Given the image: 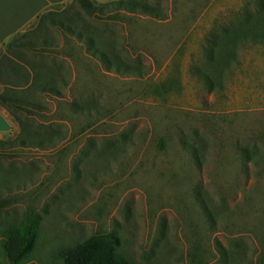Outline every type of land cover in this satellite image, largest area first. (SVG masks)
<instances>
[{
	"label": "rangeland",
	"instance_id": "rangeland-1",
	"mask_svg": "<svg viewBox=\"0 0 264 264\" xmlns=\"http://www.w3.org/2000/svg\"><path fill=\"white\" fill-rule=\"evenodd\" d=\"M145 1L166 18L82 12L97 39L112 40L137 68L131 74L106 72L50 24L37 34L46 44L26 51L62 64L69 83L62 97L42 94L41 111H18L59 129L55 147H0L8 214L38 218L35 247L20 264H62L60 250L95 235L119 237L132 264H264V91L199 90L195 69L184 67L201 61L194 22L237 19L248 0ZM262 50L248 46L243 62ZM6 111L16 131L2 142L15 143L20 128Z\"/></svg>",
	"mask_w": 264,
	"mask_h": 264
},
{
	"label": "trees",
	"instance_id": "trees-1",
	"mask_svg": "<svg viewBox=\"0 0 264 264\" xmlns=\"http://www.w3.org/2000/svg\"><path fill=\"white\" fill-rule=\"evenodd\" d=\"M82 12L87 17L126 13L159 20L166 18L159 6L151 5L145 0H117L103 5H95L90 0H71L70 5L60 12L50 10L42 14L35 26L20 39L7 44V52L0 56V85L3 86L0 106L10 110L20 128L15 143L0 142V147L19 145L48 149L55 147L54 140L61 139L59 129L34 125L29 119L18 114L22 109L29 113L41 111L43 106L38 101L40 96L51 94L62 97L61 90L69 83L67 69L62 64H57L44 55L26 56V51L33 45L46 44L47 40L40 42L37 34L47 24L59 28L71 39L84 43L90 54L102 63L106 72L131 74L137 69L122 60L112 40L97 39L98 29L83 20ZM237 19L245 22L242 28L248 30L251 40L264 39V0L246 1ZM226 42L224 39L209 40L204 48V57L208 62V70L211 71L202 74L208 88L217 85L215 81L221 77L219 68L228 62ZM74 108L76 111L83 110L80 105ZM200 204L205 214H211L202 200ZM37 233L38 218L31 215H28L24 222L9 226L4 250L10 264H20L27 259L35 247ZM120 246V239L115 235H95L58 253L62 257V264H132L120 252Z\"/></svg>",
	"mask_w": 264,
	"mask_h": 264
},
{
	"label": "crops",
	"instance_id": "crops-1",
	"mask_svg": "<svg viewBox=\"0 0 264 264\" xmlns=\"http://www.w3.org/2000/svg\"><path fill=\"white\" fill-rule=\"evenodd\" d=\"M71 0H0V53L4 54L7 44L23 33L26 28L36 23L38 18L47 11L55 9L59 6L66 5ZM192 25L190 34L194 33L197 37L203 38V44L200 49L201 61L196 62L193 67L191 63L186 62L184 67L188 71L191 67L197 76V73H209L208 62L204 57V48L209 40L224 39L227 42L229 52L228 62L224 66H220L219 71L222 87L213 86L208 88L201 78L194 77L191 81L199 90H210L212 92L225 90L229 84H239L235 89L238 91L256 90L264 91V50L258 51L256 54V62L251 65L243 62V50L250 45H256L264 49V39L253 41L248 37V30L243 29L245 22L241 19L230 20H213L198 19ZM0 54V56L2 55ZM195 66V67H194ZM250 67V68H249ZM198 73V74H199ZM190 81V78L188 79ZM1 91L3 86L0 85ZM232 89V88H231ZM16 131V125L13 123L5 108L0 106V142L9 137ZM8 180L0 179V264H10L6 256L4 245L7 242V230L9 226H15L20 222H24L21 217L15 219L12 214H8ZM15 215V214H14ZM11 218V222L9 219Z\"/></svg>",
	"mask_w": 264,
	"mask_h": 264
}]
</instances>
